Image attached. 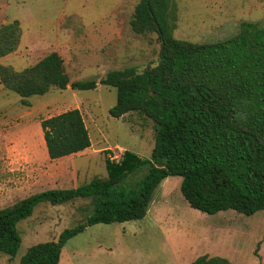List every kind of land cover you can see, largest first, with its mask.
<instances>
[{
  "label": "rangeland",
  "instance_id": "rangeland-1",
  "mask_svg": "<svg viewBox=\"0 0 264 264\" xmlns=\"http://www.w3.org/2000/svg\"><path fill=\"white\" fill-rule=\"evenodd\" d=\"M137 2L0 0V26L17 22L21 32L16 50L1 58L0 65L21 71L55 51L69 77L65 89L27 98L29 106L0 83V133L25 136L28 144L37 136L39 154L40 143L44 146L40 121L78 109L90 138L84 152L50 163H41L38 156V166L29 163L23 138L10 147L14 156L0 148V162L2 157L9 167L16 166L6 172L0 164V209L46 190L104 179L105 158L118 160L125 150L150 158L152 121L135 112L110 117L116 90L98 83L108 71L143 68L158 59L156 34L139 35L130 28ZM172 14L175 38L211 43L234 36L241 22L264 21V0H173ZM88 79L97 81L95 89L70 88V83ZM179 184V177L164 179L141 220L87 227L66 242L59 264H190L202 255L223 256L231 264H262L264 210L252 216L231 210L201 213L189 207ZM89 204L84 199L37 204L30 217L17 223L21 245L16 257L0 253V264H18L28 247L55 240L91 212Z\"/></svg>",
  "mask_w": 264,
  "mask_h": 264
},
{
  "label": "trees",
  "instance_id": "trees-1",
  "mask_svg": "<svg viewBox=\"0 0 264 264\" xmlns=\"http://www.w3.org/2000/svg\"><path fill=\"white\" fill-rule=\"evenodd\" d=\"M173 0H138L129 22L135 34L155 33L156 63L108 71L99 84L116 90L112 118L139 113L150 119L154 144L149 159L125 150L105 158L106 177L72 189H50L0 209V253L14 258L21 245L17 223L42 202L62 205L89 200L91 212L55 240L27 248L18 264H59L66 242L87 227L145 217L160 183L179 177L190 208L214 215L234 211L252 216L264 210V21L241 22L222 41L194 43L173 36ZM17 22L0 26V59L20 41ZM0 83L29 106L27 98L69 84L61 56L53 51L31 67L0 65ZM95 79L70 83L93 90ZM50 161L82 152L90 138L78 109L40 121ZM259 245V243H258ZM257 253V249L255 254ZM190 264H231L202 255Z\"/></svg>",
  "mask_w": 264,
  "mask_h": 264
},
{
  "label": "crops",
  "instance_id": "crops-1",
  "mask_svg": "<svg viewBox=\"0 0 264 264\" xmlns=\"http://www.w3.org/2000/svg\"><path fill=\"white\" fill-rule=\"evenodd\" d=\"M23 138V140L26 141V137L25 136H21L19 134H8V135H4L2 133H0V148H2V150L8 151V154H10V156H14L13 154V149L10 150V147H12L13 144H16L15 141L16 139H21ZM42 139V140H41ZM40 141H43V137L40 136ZM38 144H39V139L35 138L34 142L32 143V141L29 142V144L27 143H24L25 145V150H27L29 152V163L32 164L31 166H36L39 162H38V156L40 157L41 159V163H50L51 161L49 160L48 156H47V153H46V150H45V146L42 145V142L40 143L41 146H40V153L37 154V148H38ZM43 144H44V141H43ZM9 145V146H8ZM4 147L6 149H4ZM87 150V149H86ZM85 151V150H84ZM82 151V152H84ZM82 152H79V153H82ZM78 154V153H77ZM76 155V154H75ZM72 156V155H71ZM31 157V159H30ZM1 167L2 168H5L6 172H11L13 170L16 169V166H13V167H9L5 161H3V158L1 157ZM38 166V165H37ZM13 169V170H12ZM223 257V256H222ZM226 258V257H225ZM262 264H264V260L262 261Z\"/></svg>",
  "mask_w": 264,
  "mask_h": 264
}]
</instances>
